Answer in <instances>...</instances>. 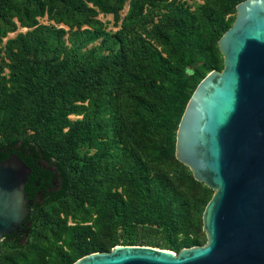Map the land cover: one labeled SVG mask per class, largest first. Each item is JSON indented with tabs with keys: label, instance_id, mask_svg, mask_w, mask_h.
I'll use <instances>...</instances> for the list:
<instances>
[{
	"label": "trees",
	"instance_id": "16d2710c",
	"mask_svg": "<svg viewBox=\"0 0 264 264\" xmlns=\"http://www.w3.org/2000/svg\"><path fill=\"white\" fill-rule=\"evenodd\" d=\"M179 1L0 0V41L17 28H26L4 44L8 72L4 75L0 66V148L30 143L58 166L65 180L57 200L39 204L28 229V234L37 235L35 240L20 246L0 240L11 250L0 264H71L117 244H139V240L148 245L145 236H134L137 224L160 229L166 236L161 248L179 251L201 243L188 231L196 220L189 214L185 192L174 182L177 176L189 177L188 167L175 159L170 175L157 170L158 159L152 166L142 149L129 147L155 145L158 134L173 153L188 98L209 71L223 67L215 43L231 26L225 14L242 0H203L194 11ZM126 2L128 9L121 18L119 11ZM160 4L166 9L170 27L163 34L170 46L162 52L142 39L139 53L148 67L130 73L124 39L145 7ZM99 13L112 14L114 22H120L117 37L106 32ZM42 17L52 24L39 22ZM205 33L214 46L207 44ZM97 40L99 44L90 45ZM127 80L135 84L130 87ZM125 91L136 121L127 133L119 102ZM83 146L86 150L81 153ZM189 178L198 192L203 190L200 198L211 191ZM65 199L72 201L74 211L43 216L44 206ZM119 227L127 231L123 240ZM105 228L112 235L110 247L93 241L94 234Z\"/></svg>",
	"mask_w": 264,
	"mask_h": 264
},
{
	"label": "water",
	"instance_id": "95a60500",
	"mask_svg": "<svg viewBox=\"0 0 264 264\" xmlns=\"http://www.w3.org/2000/svg\"><path fill=\"white\" fill-rule=\"evenodd\" d=\"M217 45L223 67L188 98L174 151L213 190L202 213L205 244L178 253L117 244L71 264H264V0L237 3ZM64 187L58 166L30 143L1 147L0 240L20 246L39 204Z\"/></svg>",
	"mask_w": 264,
	"mask_h": 264
},
{
	"label": "rangeland",
	"instance_id": "374dc122",
	"mask_svg": "<svg viewBox=\"0 0 264 264\" xmlns=\"http://www.w3.org/2000/svg\"><path fill=\"white\" fill-rule=\"evenodd\" d=\"M179 2L183 3L190 10L194 11L197 9V7L200 4H203L204 1L203 0H180ZM210 5L212 8L214 7L213 2ZM217 8L218 7H216V9ZM127 9H128V2H126L123 9L119 11V15L121 18L124 17V15L127 12ZM165 12H166V9L163 4H160L159 6L145 7L144 14L141 20L135 26L131 28L130 34L125 37L123 48L126 53L128 72L132 73V72H136V71H139L141 69H145L148 67V62L139 53L138 42H141L142 39L149 41L151 44L156 46L158 50H161L162 52L169 48L170 45L167 42L165 35L163 34L164 28L170 27L165 21ZM234 17H235V9L225 14V20H228L229 25L232 24ZM97 18L103 23L104 29L106 30V32H108V34H110L112 37H115V36L117 37L119 35V33L117 32L120 29V22L115 23L112 14L99 13L97 15ZM39 22L52 24V22L47 20L46 17L39 18ZM25 30L26 28L19 27L17 28L15 32L8 33V35L2 38V40L0 41V66L3 67L4 75H6L8 72L4 66L5 62H7L4 56L5 40L6 38L13 37L17 32H24ZM204 36H205V40L207 44L214 46L213 42L209 38H207L206 33L204 34ZM65 39L69 45L70 43H69L68 35L65 36ZM97 44H99V40L93 42L90 45H97ZM215 45L217 47V50L219 51L217 43H215ZM219 58H220L219 64L223 66L222 55H220ZM214 70L220 71L221 69L220 70L214 69ZM126 84H129V86L131 87V85H134L135 83L127 80ZM134 90H137V88ZM127 92H129V90H127ZM127 92L125 91L119 98V102H121L120 106L122 110V115L124 116L126 115V118H125L126 119L125 132L126 133L130 131L132 126L136 123V121L134 120V117H132L131 115L130 108L127 104L128 100L130 101V94H128ZM69 117L71 119H75V118H79L80 116L70 115ZM29 132L31 133L32 131H29ZM154 137H155V140L157 141L155 145L153 144L152 146H146L144 148H139V146H129V147H135L138 149H142V156L145 157L148 163L152 166L154 164L153 161L158 159L159 163L157 165V170L166 171L171 175V173L173 174L172 171L175 170L176 168V164H175L176 156L174 152L175 148L173 149V153L171 151H168L167 146L164 145L163 137L158 134H156ZM84 150H86L85 146L79 149L81 153ZM89 151L91 152L92 149H89ZM167 151L169 153L166 155ZM188 170L191 172V170L187 168V170H185V173ZM190 176L193 177L192 172L189 175V177ZM177 177H175L174 182L177 184V186L181 189L182 192H185L186 194L185 198L189 204V209H188L189 214L196 220V222L188 228V231L191 233L197 234L201 242L198 245H203L206 242V235L202 229V213L204 211V208L207 202L209 201V199L211 198L213 194V190L210 189L211 191L209 192L207 191L205 197L200 198L199 195L203 192V190L198 192L197 189L190 184L189 182L190 178L187 175L186 176L182 175L178 179ZM71 202L72 201H70V199H65L63 201H58L56 203L46 205L42 208L43 216L45 218L50 217L57 211H60L61 215L63 214V211L65 210L74 211L75 207ZM68 222L71 223L70 219H68ZM152 228L157 229L158 227L156 225H152ZM37 230L39 231L40 235L44 234V231L42 229L39 228ZM117 233L121 234L120 240H123L124 236L127 235V231H123L121 227L117 229ZM36 236L37 235L35 233L28 234L27 240H29V242H32L33 240L36 239ZM111 236L112 235L108 228L101 229L94 234L93 241L95 244H102L106 247H110ZM134 236L138 238H141V236H145L146 238L150 240V243L148 244L149 246L161 248L165 245L166 236L161 233L160 229H157V230L144 229L143 227H141V224H137L135 228ZM182 236L183 234L180 233L177 235V238L180 239ZM136 243H139L136 245H142L139 240H137ZM109 250H102V251H109ZM10 251H11L10 247L5 246L4 244L0 243V259L3 258V256ZM174 252L178 253L179 251H174Z\"/></svg>",
	"mask_w": 264,
	"mask_h": 264
}]
</instances>
